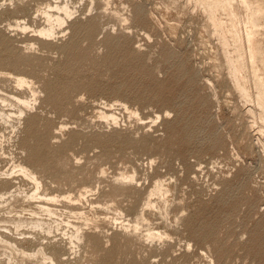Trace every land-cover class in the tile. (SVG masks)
<instances>
[{"label": "rangeland", "instance_id": "374dc122", "mask_svg": "<svg viewBox=\"0 0 264 264\" xmlns=\"http://www.w3.org/2000/svg\"><path fill=\"white\" fill-rule=\"evenodd\" d=\"M46 1L74 10L48 41L38 33L44 12H56ZM46 1L0 7V111L16 114L15 98L32 102L21 121L0 119V174L14 178L0 194L30 189L17 168L28 167L59 197L51 221L62 226L49 236L0 218V236L23 234L31 239L20 249L44 248L57 264H264V137L249 130V105L226 78L201 9L189 0ZM20 76L31 90L16 86ZM106 104H116L113 117ZM125 172L134 183L116 184ZM159 181L170 195L147 208ZM141 216L137 233L121 227ZM73 227L84 235L75 249ZM149 229L161 236L147 238ZM6 252L0 245L1 259Z\"/></svg>", "mask_w": 264, "mask_h": 264}, {"label": "bare ground", "instance_id": "6f19581e", "mask_svg": "<svg viewBox=\"0 0 264 264\" xmlns=\"http://www.w3.org/2000/svg\"><path fill=\"white\" fill-rule=\"evenodd\" d=\"M6 1L7 0H0V7L4 6ZM19 1L22 2L23 0ZM104 1L102 2L106 3V5L109 4V0ZM189 1H193V5H195L194 7H199L201 9L210 29V33L213 34L212 36H216L218 39L217 41H219L221 49L220 53H222L224 58L226 78L231 83L233 89L239 95L241 100H243L242 102L249 105L248 108L246 106V113L249 114L250 116L248 115V117H251L252 119V122L249 121L251 122L249 130L252 129L255 131V129H258V134L264 137V0ZM46 5L48 9H55L56 12L48 10L44 12L46 26L38 31V33L45 39V41L47 39L52 40V38L56 36L57 30H62L63 26L74 14V10H72L68 3L60 2L52 5L46 1ZM242 14L244 18L239 19L238 16H242ZM223 15H225L226 18H223ZM17 26L23 30L27 28L25 27L27 25L22 26L21 23L17 24ZM26 50H30V48H26ZM13 80H15L16 86L19 88L27 87L31 90V85H33L29 79L25 77L20 76L15 79L13 78ZM32 93L34 95L33 91ZM15 101L20 106L16 114L11 115L5 113L3 110L0 111V119L1 121H4L5 124L8 123V120L11 119L13 115L21 121L23 116L27 112L31 111V101L22 98H15ZM115 105H105V107H110V109L108 108L107 111H105V116H114L112 113V107ZM62 131L63 128L55 134V138H57ZM256 135L257 133L255 135L253 133L254 137ZM17 168H19L18 173H20L26 183L31 184L32 187L30 189L28 188L29 190L27 189L26 191L21 190V187H15L17 189L13 191H4L5 193H1L0 218L11 223L13 228L18 232L19 230L25 228V226L30 227L35 231L47 233V235L52 234L55 229L56 231H59L62 224L55 220L51 221L53 217H56L60 212L59 209L57 210L53 207L54 203L60 202L58 200L59 197L51 196L44 192L42 182L31 169L21 164ZM13 179V173L8 174L5 172L0 174V185L12 186L14 184L12 182ZM134 181V175H130L129 172H125L115 180V183L124 185L127 183L133 184ZM22 185L25 186V184ZM90 191L85 192L80 196L83 197L84 195L90 193ZM170 192V184L166 185L164 182H157L149 194L145 207H154V201L152 200L153 197L158 196L160 199L165 197L166 199L170 195ZM63 199L68 200L70 204L73 201L71 196ZM163 201L167 203L168 199ZM20 202L23 205L21 207L18 205ZM108 208L110 209V207ZM78 214L81 216L83 215V213ZM43 216L46 219L43 218ZM144 221H146V219L141 216L136 219L134 225L126 224V222L123 224L121 222V227L126 231V233L134 234L137 233L139 227ZM74 229L75 230L71 233L69 239L71 245L75 249L77 244L80 245L81 242H83L84 235L80 228L75 227ZM20 235L22 238H9L6 235L0 236V245L5 246L6 248L10 247L12 249V252L2 254L4 257L2 259L0 258V264H57L54 257L49 256L45 252L44 248L38 247L39 250L36 252H27L26 250L20 249L17 245L19 241L29 242L31 239L24 237L23 234ZM157 236H161V233H153L152 230L149 229V234L146 237L150 239ZM37 259H40V261L32 263V261Z\"/></svg>", "mask_w": 264, "mask_h": 264}]
</instances>
